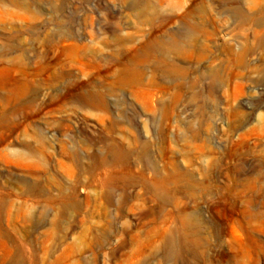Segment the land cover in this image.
<instances>
[{
    "label": "rangeland",
    "instance_id": "374dc122",
    "mask_svg": "<svg viewBox=\"0 0 264 264\" xmlns=\"http://www.w3.org/2000/svg\"><path fill=\"white\" fill-rule=\"evenodd\" d=\"M0 264H264V0H0Z\"/></svg>",
    "mask_w": 264,
    "mask_h": 264
}]
</instances>
